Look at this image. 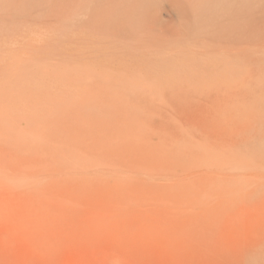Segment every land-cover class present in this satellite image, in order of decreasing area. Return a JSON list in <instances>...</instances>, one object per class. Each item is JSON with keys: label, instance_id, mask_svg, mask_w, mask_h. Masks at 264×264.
Here are the masks:
<instances>
[{"label": "bare ground", "instance_id": "6f19581e", "mask_svg": "<svg viewBox=\"0 0 264 264\" xmlns=\"http://www.w3.org/2000/svg\"><path fill=\"white\" fill-rule=\"evenodd\" d=\"M5 127L116 164L112 196L169 177L168 231L264 264V0H0Z\"/></svg>", "mask_w": 264, "mask_h": 264}, {"label": "rangeland", "instance_id": "374dc122", "mask_svg": "<svg viewBox=\"0 0 264 264\" xmlns=\"http://www.w3.org/2000/svg\"><path fill=\"white\" fill-rule=\"evenodd\" d=\"M13 131L0 130V264H223L188 233L165 228L189 221L188 209L175 214L182 209L166 200L169 177H148V190L112 196L106 189L116 164L90 153L74 157L65 141L41 139L37 154L29 142L5 139ZM129 167L121 174L135 172ZM90 174L99 180H80Z\"/></svg>", "mask_w": 264, "mask_h": 264}]
</instances>
